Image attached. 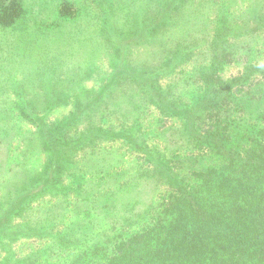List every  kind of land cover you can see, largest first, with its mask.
Instances as JSON below:
<instances>
[{"label":"rangeland","instance_id":"374dc122","mask_svg":"<svg viewBox=\"0 0 264 264\" xmlns=\"http://www.w3.org/2000/svg\"><path fill=\"white\" fill-rule=\"evenodd\" d=\"M168 1L0 0L1 231L6 226L0 234V264H23L27 255L46 249L48 258L38 259L37 264H72L79 250L82 253L102 241L101 234L115 242L125 239L127 232L162 220V200L169 186L156 165L162 157L155 145L161 146L162 128L169 138L181 127L177 118L143 101L137 87L121 79L109 100L132 97L135 109L118 119L117 111L110 108L112 101H108L94 119L69 131V142L63 145L67 166L58 175V189L42 193L38 191L52 166L53 153L34 119L66 116L67 101L78 96L75 89L86 85L94 90L102 81L101 74L114 66L118 56L124 57L130 70L147 62L154 65L157 60L163 65V50L175 49L177 39L185 35L178 33L181 25L189 32V49L201 50L210 37L206 36L211 31L210 20H216V30L221 15L226 18L227 13L230 23L240 25L247 14L240 0H178L166 13L163 6ZM193 11L200 14L194 18ZM258 59H241L238 66L262 64ZM204 60V55L190 57L189 64L173 74L171 82L177 84L172 88L179 85L175 91L185 94L183 101L200 97ZM125 86L127 89L120 88ZM121 130L132 134L129 142L133 150L114 136ZM185 139L182 136L175 142ZM192 151L187 147L180 156L168 150L163 159L173 170L180 161L181 167L187 164L184 158L189 159ZM100 185L107 188L103 194L108 197H100ZM108 204L110 211L115 210L113 215L106 214ZM98 221L101 228H97ZM113 222L118 228L110 233ZM85 232L95 233L91 239L99 240L79 239L77 235ZM54 238L74 247L59 249Z\"/></svg>","mask_w":264,"mask_h":264},{"label":"trees","instance_id":"16d2710c","mask_svg":"<svg viewBox=\"0 0 264 264\" xmlns=\"http://www.w3.org/2000/svg\"><path fill=\"white\" fill-rule=\"evenodd\" d=\"M177 2L169 0L163 10L169 13ZM240 2L243 11L247 9L241 19L243 24L230 23L226 13L228 20L221 15L214 30L216 20H210L211 31L206 35L210 37L201 50L189 49V32L183 24L177 29L186 36L177 39L175 49L163 50L162 66L157 60L155 66L147 62L130 70L124 65V57L118 56L114 66L101 74L102 81L94 90L86 85L75 89L78 96L67 101L66 116L34 119V124L42 129L40 133L44 131V144L53 153L52 166L38 193L48 188L58 189V175L67 166L63 145L69 142V131L94 119L108 101H112L110 108L117 111L118 119L126 118L135 109L137 104L132 97L126 101L109 100L121 79L137 87L143 101L177 118L181 124L169 138L162 128L161 146L155 145L158 156L162 157L156 165L169 186L167 197L162 200V220L140 227L137 232H127L125 239L115 242L107 234H101V230L102 241L82 253L79 250L72 264H264V0ZM199 14L192 12L194 18ZM232 40L237 42L230 44ZM203 55L207 60L203 61L200 97H194L192 102L183 101L185 94L175 91L179 85L175 90L172 88L177 84L171 82L173 74L189 64L188 58ZM249 57H256L262 64H243L245 67L238 71L242 68L238 61L245 62ZM126 86L120 88L127 89ZM114 136L131 148V133L121 130ZM182 136L187 137L185 142H175ZM187 147L193 148L189 159L184 158L187 164L181 167L180 161L173 167L175 170L169 169L163 159L168 150L182 156ZM98 191L100 197H108L103 194L106 187ZM105 208L107 216L115 212L114 208L110 211V204ZM135 215L141 214L135 212ZM101 226L98 221L97 228ZM117 226L113 222L110 233ZM94 234L85 232L77 236L88 241L99 240L91 239ZM54 241L59 249L74 247L61 238ZM47 252V249L32 252L22 262L37 264L38 259L48 258Z\"/></svg>","mask_w":264,"mask_h":264}]
</instances>
